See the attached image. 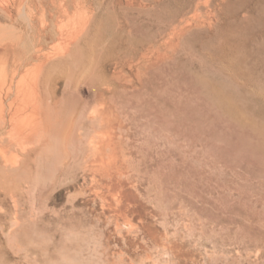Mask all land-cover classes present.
<instances>
[{"label":"rangeland","instance_id":"obj_1","mask_svg":"<svg viewBox=\"0 0 264 264\" xmlns=\"http://www.w3.org/2000/svg\"><path fill=\"white\" fill-rule=\"evenodd\" d=\"M0 99V264H264V0H0Z\"/></svg>","mask_w":264,"mask_h":264},{"label":"bare ground","instance_id":"obj_2","mask_svg":"<svg viewBox=\"0 0 264 264\" xmlns=\"http://www.w3.org/2000/svg\"><path fill=\"white\" fill-rule=\"evenodd\" d=\"M73 1H74V0H73ZM76 2H77V1H76ZM76 4H78V3H76ZM76 4H75V5H76ZM58 5H59V3H58ZM72 5H73V4H72ZM75 5H74V6H75ZM76 6H77V5H76ZM53 7H54V6H53ZM58 7H60V6H58ZM78 7H79V6H78ZM74 8H75V7H74ZM77 9H78V8H77ZM76 12H78V10H77ZM76 12H75V14H76ZM79 12H80V11H79ZM72 13H73V12H72ZM75 14H73V15H75ZM79 14H80V13H79ZM79 14H78V15H79ZM79 17H81V16H79ZM25 18H26V17H25ZM77 18H78V16L75 15V17H74V19H73V24L75 23V26L72 27L71 32H72V31H75L76 23H77ZM26 19H28V18H26ZM33 19H34V18H33ZM39 19H40V18H39ZM82 20L84 21V19H82ZM85 20H86V19H85ZM39 21H40V20H39ZM42 21H44V20H42ZM42 21H41V22H42ZM34 22H35V21H34ZM39 23H40V22H39ZM44 23H45V22H44ZM23 25H24V24H23ZM45 25H46V24H45ZM65 25H66V24H65ZM65 25H64V26H65ZM35 26H36V24H35ZM20 27H22V26H20ZM29 27L32 28L31 26H28L26 29L28 30ZM41 28H42V26H41ZM41 28H40V31H41ZM48 28H49V27H48ZM65 28H66V27H65ZM24 29H25V28H24ZM35 29H36V28H35ZM45 29H47V28H45ZM45 29H43L44 32H45ZM38 30H39V28H38ZM17 31H18V30H17ZM32 31H33V30H32ZM54 31H55V30H54ZM52 32H53V31H52ZM22 33H23V31H22ZM29 33H30V32H29ZM38 33H39V32H38ZM50 33H51V31H50ZM54 33H55V32H54ZM56 33H57V32H56ZM68 33H69V32H68ZM29 35H30V34H29ZM42 35H43V34H42ZM53 35H54V34H53ZM40 36H41V35H40ZM66 36H67V34H66ZM66 36H65V37H66ZM43 38H44V37H43ZM49 38H50V37H49ZM76 38H78V36H77ZM31 39H32V38H31ZM40 39H41V38H40ZM49 41H51V40H49ZM44 42H45V41H44ZM46 42H47V41H46ZM10 43H11V42H10ZM41 45H44V44H41ZM33 46H34V45H33ZM38 46H39V45H38ZM60 47H61V46H60ZM40 48H41V47H40ZM44 48H45V47H44ZM34 49H35V48H34ZM38 49H39V48H38ZM58 49H59V47H58ZM36 50H37V49H36ZM36 50H35V51H36ZM39 51H40V50H39ZM41 51H42V50H41ZM36 52H37V51H36ZM32 53H33V52H32ZM4 54H5V53H4ZM51 55H52V54H51ZM43 65H44V64H43ZM39 69H40V68H39ZM7 90H9V88H8ZM7 90H6V91H7ZM33 90H34V89H33ZM7 92H8V91H7ZM32 96H33V98H34V92H33V95H32ZM38 100H39V99H38ZM33 101H34V100H33ZM2 102H3V100L0 99V104H1ZM1 105H3V104H1ZM5 105H6V104H5ZM37 106H38V105H37ZM40 106H41V105H40ZM2 107H3V106H0V109H1ZM5 107H6V106H5ZM48 107H50V106H48ZM36 108H37V107H36ZM97 108H99V107H97ZM97 108H96V109H93L92 112H91L92 115L94 116V119H95V116H97V117L99 116V117H100L99 114H100L101 112H100L99 109H97ZM10 109H11V107H10ZM44 110H46V109H44ZM7 111H8V110H7ZM0 112H1V114H2L3 112L5 113L4 108H3V111L0 110ZM7 113H8V112H7ZM46 113L49 114L48 109H47ZM29 115H30V114H29ZM38 115H39V114H38ZM92 115H91V117H92ZM39 116H40V115H39ZM45 116H46V115H45ZM45 116H44V117H45ZM11 117H12V116H11ZM20 117H21V116H20ZM31 117H32V116H31ZM33 117H34V116H33ZM99 117H98V118H99ZM6 118H7V117H6ZM6 118H5V119H6ZM29 118H30V117H29ZM33 119H34V118H33ZM22 120H23V117H22ZM24 120H25V118H24ZM3 121H4V120H3ZM3 121H2V122H3ZM36 121H37L36 123H32V125H33V124H34V125L36 124V125H35V127L32 129V132L30 133V135H32V136L35 138V139L33 138L34 140L37 139V140H39V142H40L41 139H42V136H43L44 132L47 130V124H46V122H43L42 119H39V120L36 119ZM50 121H51V120H50ZM26 122H27V121H26ZM31 122H32V121H31ZM34 122H35V121H34ZM22 123H23V122H22ZM27 124H28V123H27ZM0 125H1V124H0ZM30 125H31V124H30ZM91 125H92V124H91ZM4 126H5V125H4ZM27 127H29V126H27ZM6 128H7V127H6ZM31 128H32V127H31ZM31 128H30V129H31ZM11 129H12V128H11ZM103 129H104V128H103ZM5 130H6V129H5ZM12 130H13V129H12ZM3 132H4V131H3ZM10 132H11V131H10ZM27 132H28V131H27ZM9 134H11V133H9ZM101 136H103V135H101ZM8 137H9V135H8ZM10 137H11V136H10ZM11 138H13V139H11V140H15L14 138H16V137L12 135ZM22 138H23V137H22ZM31 138H32V137H31ZM40 138H41V139H40ZM83 138H84V137H83ZM102 138H104V136H103ZM1 139H2V137H1ZM24 139H25V138H24ZM26 140H27V139H26ZM37 140H36V141H33L34 144H32V143H31V144H32V145H35V144H36L35 142H38ZM63 140H64V139H63ZM29 141H30V140H29ZM11 142H12V141H11ZM31 142H32V141H31ZM39 142H38V143H39ZM20 143H22V142H20ZM76 143H77V142H76ZM91 143H92V142H91ZM24 144H25V143H24ZM26 144L29 146L28 143H26ZM39 144H40V143H39ZM39 144H38V145H39ZM18 145H19V144H18ZM20 145H21V144H20ZM27 145H25V146H27ZM31 147H32V146L30 145V148H31ZM93 147H94V146H93ZM101 147H102V146H101ZM18 148H19V147H18ZM96 148H97V147H96ZM26 149H27V148H26ZM22 151H23V150H22ZM23 154H24V153H23ZM16 156H17V155H16ZM20 156H21V155H20ZM14 157H15V156H14ZM17 157H19V155H18ZM23 157H24V156H23ZM15 159H16V158H15ZM11 163H12V162H11ZM14 163H15V162H14ZM15 164H16V163H15ZM18 164H19V162H18ZM12 165H14V164L12 163ZM16 165H17V164H16ZM45 186H46V185H45ZM42 191H43V190H42ZM41 194H42V192H41Z\"/></svg>","mask_w":264,"mask_h":264}]
</instances>
